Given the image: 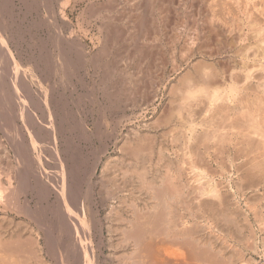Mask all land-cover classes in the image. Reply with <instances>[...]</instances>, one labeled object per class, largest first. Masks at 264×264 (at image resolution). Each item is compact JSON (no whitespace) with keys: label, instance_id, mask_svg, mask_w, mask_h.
I'll return each mask as SVG.
<instances>
[{"label":"bare ground","instance_id":"1","mask_svg":"<svg viewBox=\"0 0 264 264\" xmlns=\"http://www.w3.org/2000/svg\"><path fill=\"white\" fill-rule=\"evenodd\" d=\"M22 1L19 2L24 4L25 2ZM26 2L30 3V1ZM29 3L27 4L29 5ZM88 4L86 8L90 13L89 19L92 18V20L97 22L98 26H100L98 31L100 34L95 38L93 36L94 42L88 38V41H91V44L95 47V51L92 55L90 52L88 53L86 51L89 54L90 65L96 69L101 67L103 71H100H102L103 74H100V76H103L104 79H106L105 77L107 76H111V74L119 72L125 73L126 76L132 64V67H134V69H132L133 71L135 70V73L132 71L134 77L132 81L130 80L129 86L126 84L119 90V92H121L120 95L125 96L124 103H119L117 98L112 103L108 101L110 104H115L114 109L115 107L117 108L118 105L121 106L120 109L123 106V108H129L131 110L135 107L149 105L154 100V97L157 96L160 89L167 87L165 86V80H167L171 74L184 69L179 77L178 74L176 75V81H173V85L169 86L170 82L169 84L166 83L169 87V89L167 88L168 95L170 96L169 101L167 96H165V98L167 97L166 103L169 102L170 106L167 105V107H169L167 114L165 115L164 113L165 117L162 116L163 119H161V126H163V128H161L162 139L166 141V144H162L164 140L161 141L162 143L159 141V145L157 146V143H154L155 147L150 144V149L148 148V150H146V148L143 149V147H138L137 144L134 147L137 146L139 149L132 147L130 152L134 155V160L133 162L131 161L132 163L130 162L131 165H129V167H127L128 165L126 166V164L123 166L127 167L129 173H127V169H122L124 170L122 172V170H120L121 168L119 169V167L122 166L117 167L116 164L112 165L115 163L112 160L114 157L111 156V160L113 161L112 164L106 157L107 162H110L109 166L112 165L110 168H113V171L118 168L123 174V180L121 178L120 181L122 182H119L118 176H120L121 173L119 172L120 174L118 175L115 170L114 172L111 171V174L109 172L110 170L108 171V164H106L108 167L104 165V167H106L105 170L107 169L106 171L111 174L108 173L107 176L110 175L111 177L109 180H111V186L114 187L112 191L117 190L118 192L116 193H122L119 199L117 198L120 200V203L118 200L116 201L119 203L118 205L123 203V206L129 201V203H126V207L128 206L126 209L130 211V214H126L128 211L125 213L126 216L120 214L124 211L118 214L117 211L115 215H110L111 218H113L114 215V219H116L114 222L119 220L117 222V229L119 232L116 234L119 235L120 241L116 236L112 235L119 241L114 240L118 242H115V244L120 243L124 247V254H120L121 256H119L118 253H116L118 258L114 260H117L118 264H223L221 262H225V260H223L221 256L224 251L220 249L223 252L220 253L221 256H219L215 250L219 248L218 245H222L225 249L229 247V241L227 242V239L233 236L228 237L225 235L228 237H226L225 240V238L222 237L224 236V234L221 233L222 231L217 234H213L214 232H212V236L207 235V237L204 236L205 232H203L204 227L210 230H208L209 232L206 234H211L213 230L212 225H215L213 222L209 223L208 217L211 218L210 220L213 219L216 221V223L217 220L219 222L220 219L224 220L227 218L229 221L235 219L232 218L234 215L232 216L231 211V215L228 214L226 205L229 200L227 199L228 202L225 204L224 191L222 192L221 189L227 186L225 185L227 180L223 183L224 185H220V187L219 184L221 181L219 182L217 179H220V177L226 174L231 175L230 172L235 173L234 175L241 173L247 178L253 174L264 175V0H89ZM34 5V8H36L35 11L38 13L37 19H39V21H37V27H40L38 29L41 30L43 24H45L46 21H50V17L46 15L47 10L48 14H52L51 19H58L65 25L69 24L70 26L72 21L69 23L71 19L69 20L67 9L71 10L75 7V0H58V9L56 8V11H54L52 6V0H35ZM41 7L47 8L46 10L44 9V13L46 14L44 15L43 13V16L40 15V11L42 10H40ZM12 8L13 3L11 0H0V264H45L47 260H40L43 258V256H41L42 254H47V256H51L55 262H59L65 255L61 257L63 254L62 251L68 247L72 249V245L76 244V238H73L76 234L75 229L79 228L78 225L86 226L87 223L84 224L85 220L79 219V213H77L78 209L75 211V201L77 200L75 199V182H78V178H75V167H77L76 164L78 162L77 161L75 164L77 160H75V150L77 151V149L74 141L75 101L71 99L70 107L68 106L69 108H66L67 110L63 113L64 116H62L60 109L62 110V102L65 99L58 91L60 80L57 77L58 74H62L68 71L67 68L69 69V67H72L73 58H71L72 56L70 54H72L73 49L71 48H74V44L76 43L75 45H79V48H81L82 44L80 43V45L78 42L74 41L75 39L73 40V28H69L70 31L68 30V35H66L67 33L65 34V39H61L60 41L56 40V50L51 54L52 56H45L43 59L44 56L40 53L41 56L34 53L35 56H38L36 60L22 62L20 55L14 53L16 49L13 51L12 49L14 47L12 48V45L10 47V43H12L10 42V35H12L11 32L15 30L12 27L14 21ZM28 8L30 9V5ZM79 13L82 12L80 11ZM84 15L86 16L85 12ZM44 17H46V19ZM84 19L86 20V18ZM88 22H90V20ZM77 23L78 21L76 25ZM79 23L82 24L80 21ZM18 25H20V23ZM77 26L79 27V24ZM85 26L84 28H86ZM98 26L97 29L99 28ZM94 27L96 28V26ZM28 31L29 29L27 30V34ZM21 32L24 33V31ZM95 32L97 33V31ZM29 36L32 35L29 34ZM18 37L16 38L18 39ZM40 39L41 36L39 40ZM11 41L13 40L11 39ZM38 42L39 41H37V44ZM39 45L41 44L39 43ZM116 45H120V48L122 46L121 51H118V48L116 49ZM26 46H28V44ZM32 46L35 45L32 44ZM50 48L52 47L50 46ZM41 50L43 51V49ZM83 54L86 59L85 51ZM29 59L27 58V60ZM24 60H26V58ZM84 62H86V60ZM50 73L54 77L51 82L49 80ZM131 76H133V74ZM118 77H120V75ZM107 79L105 82L104 80L103 82L100 81L102 82V84H100L101 86L103 85V90L109 97L108 99H110L111 95L109 90H111L110 87L112 84L116 87L117 78L115 82L112 81L115 84H110L108 82L110 85L107 84ZM118 80L119 78L117 79V83ZM120 80L122 81V79ZM117 88L118 85L116 89ZM114 95L115 94H113V96ZM110 104H108V106ZM100 105L98 104V106ZM106 108L109 109L108 107ZM96 112L98 113V110ZM118 112L116 110L117 115ZM122 116L123 114H120L117 120L119 121ZM63 118L67 121V130L69 129L67 141H64L62 138V142H66V152L63 149L65 152L64 154L61 153L59 148V145L62 144L61 134L64 133ZM155 121L154 118L152 123H158ZM158 121L160 123V120ZM106 122L108 126H110V121ZM102 124L104 125V123ZM156 125L158 126V124ZM153 127L151 129H153ZM112 128L113 127H111L110 130L114 129ZM138 131L141 130L138 129ZM105 133H103L104 136H106ZM139 133L140 136L141 134L144 135L142 131ZM152 133L153 132H151V134ZM125 135L126 134H124V136ZM131 135L132 134H130V137ZM152 135L149 137L150 139L155 137V134ZM88 136L86 138H88ZM138 136L136 137L138 138ZM110 137L113 138L112 135ZM132 137H134V135H132ZM144 137L147 138L148 133H145ZM144 137L142 138L144 139ZM134 139H132V142L137 141ZM149 141L151 142V140ZM128 142L129 141H127V144L125 143L127 146H129ZM138 142L139 140L137 143ZM146 143L144 145H146ZM121 144L123 143L121 142ZM119 145L120 143H118L117 148H119ZM129 147H127V150H129ZM140 148L142 150H140ZM119 149L120 152L123 150L121 148ZM127 150L124 151V154L127 153ZM130 152L128 151V153ZM128 153L126 154L127 156L129 155ZM118 156H120V154ZM78 163H80V159ZM82 163L83 162H81V164ZM123 163H126V161ZM114 166H116V168ZM104 167L102 166L103 171ZM86 170L87 169H85V171ZM85 171L83 173H85ZM77 173L76 171V174ZM105 174H107V172ZM107 176H105V179L109 178ZM235 177L237 178V175ZM253 177L254 176H252V178ZM93 178H95V176ZM97 178L98 177H96V179ZM228 178L229 176H227V179ZM240 178L242 179L241 175ZM247 178L246 180L244 179L245 182L243 180L244 183H246L247 180H249V182L252 181L250 178ZM238 179H236V181ZM258 179H260L259 176L255 181ZM83 180L82 176L80 181L83 182ZM86 180L89 179L86 178ZM92 181L94 183V180ZM244 183H242V186ZM86 184H88L87 181ZM254 184H256V182ZM79 185L80 183L77 185V188H80L78 187ZM237 185L238 186L235 185L233 187L242 188L239 187L240 182H237ZM257 185L259 186V184ZM107 186L105 188H108ZM263 186L264 185H262V187ZM245 187L241 190L245 191ZM249 187L252 186L249 185ZM254 187L256 188V185ZM109 188L104 194H110L109 192L112 188ZM229 189L230 187L228 190ZM89 190L91 189L89 188ZM228 190L225 191L226 194H229L227 193ZM237 190H235V192H237ZM241 190L239 189V191ZM127 191L131 194V197L129 196L130 198L126 200L124 195ZM232 193L231 195L229 194L230 199H233L231 198ZM256 194L254 196L257 197ZM259 194H262V192H259ZM237 195L236 193V196ZM242 196L240 195L239 197ZM254 196H251V198H253L251 202L255 200ZM262 196H264V194H262ZM203 198H206V201H202ZM257 198L259 199L260 197ZM243 199L245 200V198ZM260 199L262 200V197ZM66 200L68 202H66ZM138 201H142V203L140 202L142 205ZM247 201H249V199H247ZM255 201H257V199ZM230 203L233 202L230 201ZM230 203L228 205H230ZM255 204L251 205L255 217H258L259 220H261V218L264 219V212L263 216L259 214L260 210H263V205L260 206L261 208L258 209L259 211L257 212V204ZM114 205L118 206L116 204ZM122 205H120V208ZM237 205L238 204L234 206L236 207ZM244 205L247 208L246 204ZM218 206L223 207V209H221L223 213L216 214V210L217 213L221 212ZM109 208L112 207L110 206ZM229 208L232 207L230 206ZM236 208H234L237 211L235 215L237 214L236 216L242 217L244 213H239L238 215V210H240V208H238V210ZM249 209L250 208H248V210ZM247 212L246 210L245 213ZM91 214L89 213L90 218L93 215ZM106 215L108 217V214ZM228 215L231 218H228ZM82 218H85L84 215ZM244 218L247 219L246 215H244ZM256 218H254V221L256 225H259L263 220L256 222ZM204 219H206L205 222L207 221L206 224L203 223ZM75 220L78 221V224L77 222L75 223ZM227 220H225L227 222H224L225 224L229 223ZM109 221H111V219ZM241 221H245V225L244 223L240 224V220L238 221V219L235 221L236 224L234 223L233 225L239 223V225L245 227L248 223L246 222L248 219H241ZM222 224L223 223H220L218 225L221 227ZM249 224H247V226ZM63 225L69 234L67 235L70 236L69 241L72 248L70 245H66L68 242L64 241L66 242L64 243L62 241L61 233ZM92 225H94V223H92ZM260 225L259 228L257 226L259 231L262 230ZM106 226L107 229L109 225ZM226 226L227 225H225V227ZM97 227L95 225L96 229ZM225 227L223 224L224 230ZM223 228L220 229L223 230ZM91 229H93V227H91ZM220 229L218 230L220 231ZM226 229L229 230V232L232 230V228L229 229L227 227ZM250 229L251 224L249 230ZM78 230L76 232H78ZM88 231L90 230L88 229ZM111 231L114 233L117 230L113 231L112 229ZM226 232L225 230V233ZM233 232L234 230L230 233L233 234ZM95 233H97V231ZM230 233L229 235H232ZM235 233L237 234V231ZM238 234L237 238L240 240L235 239V236L233 238L234 240H242L244 243H250L251 237L248 238V240L250 239L248 242L247 236H243L244 232L240 234L238 231ZM249 235L250 234H248V236ZM215 236L217 239L219 238V240L222 238L220 240V243H222L217 244V248L215 247L216 244H213ZM252 237L254 238V236ZM255 238L257 240V236H255ZM79 239H77L78 242H80ZM85 239H87V236ZM219 240H217V242ZM262 240L264 239L262 238ZM86 241L88 240H85L84 245L88 243ZM255 241L251 243L255 245ZM243 242L239 244H243ZM231 243L234 244L232 241L230 244ZM240 246L238 247L241 248ZM247 246L244 248L254 247L255 249L256 245L251 247L249 245ZM75 249L73 248V250ZM83 249L84 251L81 250L84 252L85 261L83 260L84 263L82 262V264H93V258L89 259L85 253L86 249ZM230 249H233V252H230L232 257L234 255V257H243L241 256L240 250L233 247H230ZM121 251L119 249L118 252L122 253ZM76 253L78 254L79 252ZM227 253L224 254L225 258L229 256V254L228 256L226 255ZM116 254L112 255L116 256ZM70 255L73 257L72 254ZM33 256H40V259L39 257L38 260L36 258L33 259ZM218 256L221 257L220 260L222 259L223 261L221 260V262H219V260H217ZM78 257L79 255H77V258ZM232 257L225 263L239 264V261L242 262V259L238 257L236 258L238 262H235L236 259L233 257L234 259L232 260ZM246 259L248 258H245V262H247ZM69 261L72 262V260ZM103 261H105V259ZM249 261L250 260L247 262L248 264H250ZM117 263L113 262V264ZM74 264H78L77 261H75Z\"/></svg>","mask_w":264,"mask_h":264},{"label":"rangeland","instance_id":"2","mask_svg":"<svg viewBox=\"0 0 264 264\" xmlns=\"http://www.w3.org/2000/svg\"><path fill=\"white\" fill-rule=\"evenodd\" d=\"M12 1V3H13V28L17 31V30H20V31H15L14 29V31L13 32H11L12 33V35H10L11 37H10V42H12V43H10V47H11V45H12V50L14 51L15 49V51H14V53H18L19 55H20V58H21V60H22V62H27V61H34V60H36L37 59V57L38 56H44L43 57V59L45 58V56H50L52 53H54L55 52V50H56V40H58V41H60L61 39H65V37H66V35H68V30L70 31V29L69 28H73V30L75 31H73L72 30V35H73V40L74 41H76V42H78V44H80L81 45V48H79L80 46L79 45H75L74 44V48L72 47L71 49H73L72 50V54H70L72 57L71 58H73L72 59V62H73V64L71 65L72 67H69V69L67 68V70L68 71H66V72H63L62 74H58L57 75V77L59 78V80H60V82H59V85H58V88L60 89H58V91H59V93L62 95V96H64L63 98L65 99L63 102H62V110L60 109V111H61V115L62 116H64V111H66L69 107H70V101H71V99H73L74 101H75V138H74V141H75V147H76V149H77V151L75 150V154H76V156H75V164H76V162L78 161L79 162V159H80V163H78L77 162V167H75V178H78V182H75V199H77L75 202V211H77V209H78V211H77V213H79L78 215H79V219H83V220H85L84 221V224L86 223V226H87V228H86V226L85 225H83V226H80V225H78L79 226V228H77V229H75V235L73 236V238H76L75 240H76V244L75 245H72L73 246V248L75 249V247H76V249L77 250H79L80 248L84 251V249L83 248H85L86 249V256H88L89 257V259H92V261L94 262L93 264H113V262L114 263H117V260H114V259H116V258H118V255L119 256H121L122 254H124L123 252V250H124V247L119 243V244H115V242L116 241H114V240H119L120 238L118 237L119 235H117L118 234V229H117V222L119 221H117V222H114V221H116V219H114V215H115V213L117 212V214L119 213V212H122V211H124V212H122V213H120V214H123V215H125L126 216V214H130L129 212L130 211H128V209H126L127 207H126V203H129V201H127L126 203H125V206H123L124 204L123 203H121L120 205H122L121 206V208H120V205H118L119 203H120V200H118L119 199V196H121L122 195V193L120 194V192H119V194L118 193H116V192H118L117 190L115 191H112L113 189H114V187L113 186H111V184L112 183H110L111 182V180H109L111 177H110V175L112 174L111 173V171L112 172H114L115 170V172L119 175L120 173H121V171L120 170H122V169H127V167H129V165H131L130 164V162L132 161L133 162V160H134V155L133 154H131V152H130V150L132 149V147H134L136 144H137V146L138 147H143V149L144 148H146V150H148V148H149V146H150V144H151V146H153V147H155L154 145L156 144V146L157 145H159L158 144V142L160 141V143H162L161 141H163L164 139H162L163 137H162V129L161 128H163V126H161L162 125V120L161 119H163V117H165V115L167 114V111H168V108L169 107H167V105L168 106H170L169 105V102L168 103H166L167 102V97H168V101H169V98H170V96L168 95V92H167V88L169 89V87H168V85L167 84H169V82H170V84H169V86H171V85H173V83L176 81V75L178 74V77H179V75L184 71V69H182V70H180V71H177V72H175V73H173V74H171L170 76H169V78L167 79V80H165V86H167V87H164V88H161L160 89V91L157 93V96H155L154 97V100L152 101V103H150L149 105H146V106H144V107H135L134 109H129V108H123V106H122V108L120 109V107L121 106H117V108L115 107V109H114V105L115 104H110V102L112 103V102H114L115 101V99L117 98L118 100H119V103H124V97L125 96H122V95H120L121 94V92H119V90H121L122 89V87L124 86V85H126V84H128V86H129V84H130V82L133 80V77H134V71H133V69H134V67H132V65H130V68L128 69V71H127V74H126V76H125V73L123 74V72L121 73V72H119V73H121V74H119V73H115V74H111V76H107L108 77V79H107V77H105L106 79H107V84L108 85H110V84H112V83H114L115 82V79L117 78H119V80L120 79H122V81L120 80H118V83H117V79H116V87H117V85H118V88L116 89V87L114 86H112L111 85V87H110V89L111 90H109V92H110V99H108L109 97L105 94V91L103 90V85L101 86V84H102V82H103V80H104V82L106 81V79H104L103 78V76H100V74H103V70H102V68L100 67H98L97 69L96 68H94L92 65H90V62H89V52H90V54L92 55V53H94V51H95V47H94V45H92L91 43L92 42H94L93 41V36H94V38L97 36V35H99L100 34V32H98L99 31V29H100V26H98V24H97V22H95V21H93L92 20V18L91 19H89L90 18V13L87 11V8H86V6H88L89 4V0H75V7L73 8V9H67V14H68V17H69V23L71 22V24H70V26H69V24H67V25H65L62 21H59L58 19H56V20H53V19H51V13H49L48 14V10H47V14L46 13H44L45 11H44V7L42 8H40V15H42L43 16V13H44V15L46 14L48 17H50L49 18V22L48 21H46V23L45 24H43V26L41 27L42 29L40 30V29H38V28H40L39 26L37 27V21H39V19H37L38 18V13H37V11H35L36 10V8H34L35 7V0H24V1H22V0H11ZM17 1H18V3H17ZM19 1H22V2H25L24 4L23 3H21V2H19ZM26 1H30V3L29 2H26ZM77 2V3H76ZM16 3V4H15ZM21 3V4H20ZM27 3H29V5H30V9H32V10H30L29 8H28V4ZM32 3V4H31ZM18 4V5H17ZM87 4V5H86ZM23 5H25V6H22ZM58 0L56 1V0H52V6H53V8H54V11H56L57 9H58ZM19 6H20V8H19ZM32 6H33V8H32ZM57 6V7H56ZM15 7V8H14ZM57 8V9H56ZM21 9V10H20ZM25 9V10H24ZM26 9H28V10H26ZM47 9V8H46ZM45 9V10H46ZM83 11H82V10ZM20 10V11H19ZM23 13H22V12ZM26 11V12H25ZM70 11V12H69ZM82 12V13H79V12ZM16 12H17V14H16ZM84 12H85V14H86V16L84 15ZM19 14H21V15H19ZM24 14V15H23ZM79 15V16H78ZM16 16V17H15ZM85 16V17H84ZM21 17V18H20ZM34 17V18H33ZM86 18V20L84 19V18ZM25 18V19H24ZM30 18V19H29ZM33 18V19H32ZM45 19H46V17H44ZM19 20V21H18ZM23 20V21H22ZM90 20V22H88ZM17 21V22H16ZM36 21V22H35ZM78 21V23H77V25L79 24V27L76 25V22ZM79 21L82 23V24H80L79 23ZM58 22V23H57ZM92 22V23H91ZM20 23V25H18ZM72 23H73V25H72ZM84 23V24H83ZM95 23V24H94ZM24 24V25H23ZM33 24H34V26H33ZM62 24V25H61ZM89 24V25H88ZM16 25V26H15ZM56 25V26H55ZM65 25V26H64ZM82 27H81V26ZM86 25V26H85ZM91 25V26H90ZM34 28H33V27ZM36 26V27H35ZM61 26V27H60ZM73 26H75V27H73ZM84 26L86 27V28H84ZM94 26H96V28L94 27ZM97 26L99 27L98 29H97ZM17 27V28H16ZM25 27V28H24ZM63 27V28H62ZM89 27V28H88ZM22 28V29H21ZM58 28V29H57ZM82 28V29H81ZM85 30H84V29ZM29 29V31H28V34H27V30ZM37 29H38V31H37ZM47 29H49V30H47ZM89 29V30H88ZM40 30V31H39ZM65 30V31H64ZM67 30V31H66ZM21 31H24V33H22ZM34 31H35V34H34ZM49 31V32H48ZM61 31V32H60ZM63 31V32H62ZM88 33H87V32ZM95 31H97V33L95 32ZM15 32V33H14ZM19 32V33H18ZM26 32V33H25ZM68 32V33H67ZM84 34H83V33ZM92 33V35H91V33ZM14 33V34H13ZM38 33V34H37ZM67 33V34H66ZM82 33V34H81ZM29 34L30 35H34L33 37L32 36H29ZM42 34V35H41ZM45 34V35H44ZM52 34V35H51ZM66 34V35H65ZM94 34V35H93ZM26 35V36H25ZM35 35H37V36H35ZM48 35V36H47ZM57 35H59V36H57ZM90 35V36H89ZM18 37V39L16 38V37ZM29 36V37H28ZM40 36H41V39L39 40V38H40ZM88 36V37H87ZM92 36V37H91ZM20 37H22V38H20ZM28 37V38H27ZM32 37V38H31ZM80 37V38H79ZM82 37V38H81ZM92 39H91V38ZM50 38V39H49ZM88 38L92 41H88ZM11 39L13 40V41H11ZM21 39V40H20ZM29 39V40H28ZM79 39H80V41H79ZM19 40V41H18ZM32 40V41H31ZM42 40V41H41ZM50 40V41H49ZM21 41V42H20ZM33 44V45H35V46H32V44L30 43V42ZM37 41H39L38 42V44H37ZM43 41H44V43H46V44H44L43 43ZM28 42V43H27ZM50 42V43H49ZM25 43H26V45L28 44V46H26L25 45ZM39 43L41 44V45H39ZM20 44V45H19ZM50 44V45H49ZM94 44V43H93ZM24 45V46H23ZM43 45V46H42ZM49 45V46H48ZM37 46V47H36ZM40 46V47H39ZM50 46L53 48H50ZM76 46V47H75ZM78 46V47H77ZM84 46V47H83ZM120 45H116V49L118 50V51H121V48H122V46H121V48L119 47ZM18 47H19V49H18ZM24 47V48H23ZM27 47V48H26ZM39 47V48H38ZM79 48V49H78ZM29 49H30V51H29ZM36 49V50H35ZM38 49H39V52H38ZM41 49H43V51L41 50ZM120 49V50H119ZM19 50H21V51H19ZM23 50H24V52H23ZM32 50H33V52H32ZM41 50V51H40ZM50 51V53H49V51ZM27 51V52H26ZM29 51V52H28ZM36 51V52H35ZM53 51V52H52ZM82 51H83V53H84V51H85V54H86V59H85V55L82 53ZM88 53H87V52ZM30 53H32V54H30ZM34 53H36V55H38V56H35V54ZM41 55H40V54ZM46 55H45V54ZM48 53V54H47ZM44 54V55H43ZM75 54V55H74ZM79 54V55H78ZM83 54V55H82ZM90 55V56H91ZM22 56V57H21ZM24 56V57H23ZM32 56V57H31ZM52 56V55H51ZM74 56H76V57H74ZM35 57V58H34ZM78 57H80V58H78ZM26 58V60H24ZM27 58L29 59V60H27ZM76 59V60H75ZM86 60V62H84L85 60ZM88 60V61H87ZM75 61V62H74ZM84 62V64H83V62ZM80 62V63H79ZM76 63H78V64H76ZM82 63V64H81ZM88 63V64H87ZM74 65H77V66H74ZM80 67V68H79ZM83 68V69H82ZM133 68V69H132ZM70 69H73V70H70ZM85 69V70H84ZM95 69V70H94ZM70 70V71H69ZM77 70V71H76ZM100 70H102V71H100ZM131 70V71H130ZM72 71V72H71ZM80 71V72H79ZM84 73H83V72ZM90 71V72H89ZM134 73H133V72ZM74 72V73H73ZM95 72V73H94ZM129 72V73H128ZM67 73V74H66ZM69 73V74H68ZM133 74V76H131L132 74ZM120 75V77H118L119 75ZM130 76H129V75ZM65 75V76H64ZM97 75V76H96ZM122 75V76H121ZM129 77H128V76ZM75 76V77H74ZM99 76V77H98ZM112 76H113V78H112ZM71 77V78H70ZM93 77V78H92ZM98 77V78H97ZM115 77V78H114ZM123 77V78H122ZM128 77V78H127ZM52 78H54L53 76H52V74L50 73V78H49V80H50V82L52 81ZM61 78H63V79H61ZM132 78V79H131ZM175 78V79H174ZM82 79V80H81ZM100 79V80H99ZM110 79V80H109ZM112 79V80H111ZM63 80V81H62ZM68 80V81H67ZM75 80V81H74ZM99 80V81H98ZM131 80V81H130ZM65 81V82H64ZM100 81H102V82H100ZM112 81H114V82H112ZM123 81H124V83H123ZM174 81V82H173ZM110 84H109V83ZM65 83V84H64ZM94 83V84H93ZM101 83V84H100ZM167 83V84H166ZM68 85V86H67ZM70 85V86H69ZM73 85V86H72ZM62 87V88H61ZM96 89V90H95ZM70 90V91H69ZM165 90V91H164ZM67 92V93H66ZM70 92V93H69ZM71 92H72V94H71ZM164 92V93H163ZM167 92V93H166ZM165 93H166V95H165ZM100 94V95H99ZM113 94H115L114 96H113ZM66 96V97H65ZM165 96H167L166 98H165ZM114 99H113V98ZM119 97V98H118ZM129 97H131V96H129ZM68 98H69V100H68ZM103 98V99H102ZM165 98V99H164ZM104 101V103H103V101ZM105 99V100H104ZM123 100V102H122V100ZM156 99V100H155ZM165 100V101H164ZM106 101V102H105ZM108 101H110V102H108ZM68 102V103H67ZM100 102V103H99ZM160 103H162V104H160ZM67 104V105H66ZM98 104L100 105V104H102V105H100V106H98ZM106 104V105H105ZM108 104H110L109 106H108ZM153 106H152V105ZM165 104V105H164ZM66 105V106H65ZM164 105V106H163ZM69 106V107H68ZM104 106V107H103ZM113 106V107H112ZM99 107H101V108H99ZM106 107H108L109 109H107ZM163 107V108H162ZM165 107H166V109H165ZM64 108V109H63ZM67 108V109H66ZM74 108V107H73ZM96 108H97V110H98V113L96 112L97 110H96ZM102 108H104V109H102ZM105 108H106V110H105ZM141 110H140V109ZM120 109V110H119ZM153 109V110H152ZM104 110V111H103ZM111 110V111H110ZM115 110V111H114ZM116 110H117V112H118V115H117V113H116ZM161 110V111H160ZM160 111V112H159ZM101 112V113H100ZM104 112H105V115H104ZM114 112H115V115H114ZM136 112V113H135ZM99 113H100V115H99ZM162 113H163V115H162ZM164 113H165V115H164ZM103 114V115H102ZM120 114H123V116H122V118L118 121L117 119H118V117L120 116ZM132 114V115H131ZM111 115H112V117H111ZM117 115V116H116ZM155 115H157V116H155ZM163 116V117H162ZM112 118V119H111ZM154 118H155V122H158V123H156V124H158V126L155 124V123H152L153 121H154ZM116 119V120H115ZM158 120H160V123H159V121ZM106 121H110L109 122V125L110 126H108V123L106 122ZM104 123V125L102 124V123ZM121 122V123H120ZM151 122V123H150ZM107 123V124H106ZM150 123V124H149ZM95 124V125H94ZM106 124V125H105ZM63 129H64V133H62L61 135H62V137H61V142L64 140H66L67 141V138L69 137L68 135H69V129L67 130V121H66V119L65 118H63ZM113 125V126H112ZM148 125V126H147ZM150 125V126H149ZM154 125H156L155 127H153ZM66 126V127H65ZM98 126H100V127H98ZM105 126V127H104ZM111 127H113L112 129L114 130H110L111 129ZM153 127V129H151ZM108 128V129H107ZM132 128H133V130H134V132H133V130H132ZM155 128H156V131H155ZM81 129V130H80ZM92 129V130H91ZM96 129V130H95ZM108 131H107V130ZM129 129V130H128ZM138 129L139 130H141L143 133H144V135L143 134H141V136H140V133L139 132H141V131H138ZM147 129V130H146ZM151 129V130H150ZM160 131H159V130ZM106 130V131H105ZM149 130V131H148ZM153 130V131H152ZM136 131V132H135ZM138 131V132H137ZM147 131V132H146ZM66 132V133H65ZM89 132V133H88ZM94 132V133H93ZM106 132V133H105ZM108 132V133H107ZM114 132V133H113ZM151 132H153L152 134L154 135L155 134V137H152V139H150L149 137L152 135L151 134ZM157 132V133H156ZM159 132H161V133H159ZM98 133V134H97ZM103 133H105V135L106 136H104V134ZM113 133V134H112ZM132 134V135H134V137H132V135H131V137H130V134ZM135 133H136V135H135ZM145 133L147 134L148 133V137L146 138V137H144L145 136ZM150 133V134H149ZM95 134V135H94ZM97 134V135H96ZM101 134V135H100ZM110 134V135H109ZM124 134H126L125 136H124ZM161 134V135H160ZM64 135V136H63ZM89 135V136H88ZM112 135V137L113 138H111L110 136ZM139 135V136H138ZM143 135V136H142ZM152 135V136H153ZM157 135H160V136H157ZM88 136V138H86ZM92 136V137H91ZM104 136V137H103ZM136 136H138V138L136 137ZM99 137V138H98ZM101 137V138H100ZM129 137V138H128ZM142 137H144V139L142 140L141 138ZM62 138H63V140H62ZM107 138V139H106ZM116 138V139H115ZM122 138V139H121ZM127 138H128V140H127ZM136 139L137 141L139 140V142L137 143V141H133L132 142V139ZM154 138V139H153ZM112 139V140H111ZM130 139H131V141H130ZM134 139V140H135ZM147 139V140H146ZM157 141H156V140ZM160 139V140H159ZM101 140V141H100ZM143 142V144H142V142ZM149 140H151V142L149 141ZM154 140V141H153ZM115 141V142H114ZM116 141H117V143H116ZM123 143V144H121V142ZM127 141H129L130 143H131V145H130V143L128 142V145L130 146H127L126 144H127ZM147 143H146V142ZM156 141V142H155ZM146 143V145H144L145 143ZM153 142V143H152ZM118 143H120V145H119V148H121V149H123L121 152L119 151L120 149L119 148H117L118 147ZM126 143V144H125ZM142 145H141V144ZM149 143V144H148ZM155 143V144H154ZM132 144H134V145H132ZM140 144V145H139ZM162 144H166V141L164 140L163 141V143ZM124 145H126V146H124ZM62 146V147H61ZM66 142H62V144L61 145H59V148H60V151H61V153H65L66 152ZM121 146H123V147H121ZM134 147V148H138V147ZM148 146V147H147ZM126 147V148H125ZM127 147H129L128 149L129 150H127ZM140 148V150H142ZM152 148V147H151ZM65 150V152H64V150ZM139 149V148H138ZM150 149V148H149ZM127 150V153H128V151L130 152V153H128L129 155V157L126 155V154H124L125 152L124 151H126ZM119 152V153H118ZM78 153V154H77ZM84 154V155H83ZM120 154V156H118ZM122 154V155H121ZM79 155V156H78ZM85 156V157H84ZM110 156V157H109ZM114 157L113 159H112V157ZM123 156H126V157H128V158H126V157H123ZM133 156V157H132ZM100 157V158H99ZM106 157H107V160H109L110 162H111V164L113 163V161L115 162V163H113L112 165H117V167H119V166H125V164H126V166L127 167H119V169L118 168H116V166H114L115 168V170L113 171V168L111 169L110 167H112V165L111 166H109L110 164V162L108 163L107 162V160H106ZM109 157V158H108ZM120 159H119V158ZM121 157H123V158H121ZM132 157V158H131ZM113 161H112V160ZM118 159V160H117ZM127 159V160H126ZM81 160H83V161H81ZM87 160V161H86ZM101 160V161H100ZM106 160V161H105ZM126 161V163H123L124 161ZM96 163H95V162ZM98 161V162H97ZM100 161V162H99ZM103 161V162H102ZM121 161V162H120ZM123 161V162H122ZM128 161V162H127ZM81 162H83L82 164H81ZM102 162V163H101ZM118 162V163H117ZM131 162V163H132ZM105 163V164H104ZM122 163H123V165H122ZM129 163V164H128ZM102 164V165H101ZM106 164H108V166H109V168H108V171L111 173H109L108 171H106L105 170V168L106 167H108ZM75 165V166H76ZM81 165H82V167H81ZM95 165H96V167H95ZM104 165L106 166V167H104ZM101 166V167H100ZM102 166L104 167V171H103V168H102ZM81 168V169H79V168ZM78 168V169H77ZM84 170H83V169ZM85 169H87L86 171H85ZM88 169H89V173H88ZM92 169V170H91ZM101 169H102V172H101ZM119 170V171H118ZM128 170V169H127ZM76 171L78 172L77 174H76ZM81 171V172H80ZM85 171V173H83ZM124 170H122V172H123ZM100 172H101V174H100ZM103 172H104V174H103ZM107 172V174H105ZM120 172V173H119ZM80 173H81V175H80ZM89 175H88V174ZM108 173L110 174L109 176H107L108 175ZM127 173H129V170H128V172ZM127 173H125V174H127ZM85 176H84V175ZM87 174V175H86ZM91 174H93V175H91ZM105 175V176H107V177H109L108 179L106 178L105 179V176H103V175ZM230 174L231 175H229V174H226L227 176H229V178L227 179V176L226 175H224V176H222V177H220V179L218 178H216L217 179V181H221V183L219 184V186L220 185H224L223 183L227 180V182L225 183V185H227L225 188L223 187V188H221L222 189V192L224 193V202H225V204H227V199L229 200V202H228V204L230 203V201L231 202H233L234 203V205H236V204H238L236 207L233 205V203H230V205H228L229 207L231 206L232 208H233V206H234V208H236L237 210H238V208H240V210H238V215H239V213H244L243 215H242V217L244 218V215H246V217H247V219H248V221H246V222H248L247 224H251V229L249 230V227H250V224L247 226V224H246V229H245V227L243 226V225H239V223L240 224H243L244 223V225H245V221H241V219L242 220H247L246 218H242L241 216H236L235 215V213L237 212L234 208L232 209V208H229L227 205H226V209L228 208V214H230L231 215V212H232V218H235V219H231L230 221H229V219L227 220V218H225L224 220L223 219H220L219 220V222H218V220H217V223H216V221H214L213 219L212 220H210L211 218L210 217H208V221H209V223L210 222H213V224H215L214 226H215V228H214V226L212 225V227H213V230L211 231V234L209 233V234H206V233H208L210 230L209 229H205L204 227H203V232H205L203 235L205 236V237H207V235L208 236H212V232H214L213 234H217V233H220L221 231V233L222 234H224V236H222V237H224L225 238V240H226V237L228 236V237H232V238H228L227 239V242L229 241V247H226V249H227V251H226V249H225V247H222V245H218L219 246V248L218 249H216L215 250V248H214V250H215V252L217 253V255L219 254V256H221V254L220 253H222L223 251V255L221 256V257H223L222 259L223 260H225V262L227 263V261H229L230 259H231V257H232V255L230 254V252H233L231 249H230V247L232 248H236V249H238V250H240V253L242 254L241 256H243V257H241L240 258V256L238 257V256H236V257H234L235 259L238 257V258H240V259H242V262L241 261H239V264H242V263H247L248 262V260H250L249 261V263L250 264H264V251H263V249H264V240H262V238L264 239V235H262V234H264V219H262L261 218V220H263V221H261V220H259V218L257 217H255V215H254V213H253V210H252V208H251V205L253 204H255L256 202H258V200H259V202L258 203H256L255 205H256V207H257V212L259 211L258 209H260L261 207L260 206H262L263 207V210H260V213L259 214H262V216H263V212H264V196H262V194H264V186L262 187V185H264V180H263V178H264V175H260V174H253L252 176H254L253 178H252V176H250V177H244L241 173L240 174H236L237 175V178L235 177L236 175H234L235 173H231L230 172ZM99 175V176H98ZM100 175H101V177H100ZM233 175V176H232ZM239 175V176H238ZM240 175H241V177H242V179L240 178ZM257 175V176H256ZM83 176V182L82 181H80L81 180V177ZM90 176V177H89ZM95 176V178H93ZM103 176V177H102ZM123 174L121 173L120 174V176H118V180H119V182H122V181H120V179L122 178V180H123ZM125 176V175H124ZM231 176V177H230ZM256 176V177H255ZM258 176H259V178L260 179H258V180H256L255 181V179H257L258 178ZM85 177V178H84ZM96 177H98L97 179H96ZM232 177H234V178H232ZM238 177H239V179H238ZM243 177H244V179L246 180V178L247 179H249L250 178V180H252V181H250L249 182V180H247L246 181V183H244L245 182V180L243 179ZM262 177V178H261ZM86 178L87 179H89V180H86ZM91 178V179H90ZM223 181H222V180ZM236 179H238L237 181H236ZM254 179V180H253ZM92 180H94V183H95V185H94V183H93V181ZM107 180H109V181H107ZM243 180H244V182H243ZM262 180V181H261ZM76 181H77V179H76ZM80 181V182H79ZM86 181H87V183L88 184H86ZM90 183H89V182ZM97 183H96V182ZM106 181V182H105ZM231 181V182H230ZM253 181H255L256 182V184H254V183H252ZM100 182V183H99ZM104 182H105V184H104ZM237 182H240V185H239V187H242V188H244L245 186L246 187H248V188H246L245 187V191L243 190H241L242 188H238V187H233V186H238L237 185ZM248 182V183H247ZM76 183H80V185L78 186V187H80V188H77V185L78 184H76ZM108 183V184H107ZM110 183V184H109ZM228 183V184H227ZM232 183V184H231ZM242 183H244L243 184V186H242ZM249 183H251V184H253L254 186L256 185V188L253 186V185H251V184H249ZM82 184V185H81ZM87 186H86V185ZM230 184V185H229ZM234 184V185H233ZM257 184H259V186L257 185ZM85 185V186H84ZM95 187H94V186ZM101 185V186H100ZM107 185H110V186H107ZM233 185V186H232ZM249 185L250 186H252V187H254V188H252V187H249ZM261 185V186H260ZM92 186V187H91ZM98 188H97V187ZM110 187L109 189H111L110 190V194H108V193H105L104 194V192H106V190L108 189V188H105V187ZM94 187V188H93ZM102 187V188H101ZM221 187V186H220ZM230 187V189L228 190V188ZM233 187V188H232ZM260 187V188H259ZM85 188V189H84ZM89 188L92 190V192H93V195H92V192H91V190H89ZM236 188V189H235ZM237 188H238V190H237ZM258 188V189H257ZM76 189H77V191H76ZM85 191H84V190ZM87 189H88V191H87ZM101 191H100V190ZM223 189H225V190H223ZM237 190V192H235V190ZM239 189L241 190V191H239ZM256 189H257V191H256ZM260 189V190H259ZM226 190H228L227 191V193H229L230 195H231V193H232V196H231V198H233V199H230V195L229 194H226ZM231 190V191H230ZM250 190V191H249ZM80 191V192H79ZM230 191V192H229ZM249 191V192H248ZM257 192V194H256V192ZM99 194H98V193ZM103 192V193H102ZM113 192V193H112ZM254 192H255V194L257 195V197H262V200L259 198H257L256 196H254L255 194H254ZM259 192L261 193L262 192V194H259ZM78 193V194H77ZM81 193V194H80ZM126 194L123 196L126 200L128 199V198H130L131 196V194L127 191V192H125ZM128 193H129V195H128ZM236 193L238 194L237 196H236ZM244 193V194H243ZM84 194V195H83ZM88 194V195H87ZM97 194V195H96ZM102 194V195H101ZM117 194V195H116ZM226 194V195H225ZM242 194H243V196H242ZM77 195V196H76ZM101 195V196H100ZM114 195H116V196H114ZM229 195V196H228ZM242 196V197H239V196ZM259 195V196H258ZM89 198H88V197ZM99 196V197H98ZM114 196V197H113ZM130 196V197H129ZM233 196H235V197H233ZM245 196V197H244ZM251 196H254L255 197V200L257 199V201H255V200H252V202H251V199H253V198H251ZM227 197V198H226ZM240 199H239V198ZM247 197V198H246ZM80 198V199H79ZM111 198V199H110ZM116 198V199H115ZM118 198V199H117ZM243 198H245V200L247 201V199H249V201H245ZM104 199V200H103ZM113 199V200H112ZM115 199V200H114ZM208 199V198H207ZM67 200H68V198H67ZM66 200V202H68ZM92 200V201H91ZM116 200H118L119 201V203H117V201ZM206 201V198H203L202 199V201ZM235 200H236V202H235ZM78 201H79V203H78ZM89 201V202H88ZM101 201V202H100ZM239 201V202H238ZM244 201V202H243ZM92 202H93V204H92ZM104 202V203H103ZM116 202V203H115ZM139 203L141 202L142 203V201H138ZM243 202V203H242ZM246 202V203H245ZM251 202V203H250ZM261 202H263V203H261ZM107 203V204H106ZM116 204V205H118V206H115L114 204ZM140 203V204H141ZM236 203V204H235ZM250 205H248V204ZM244 204H246V206H247V208L245 207V205ZM99 205V206H98ZM103 205V206H102ZM142 205V204H141ZM259 205V206H258ZM112 207V208H109V207ZM115 206V207H114ZM83 207V208H82ZM113 207H114V209H113ZM219 207V206H218ZM218 207H217V209H218ZM96 208H97V210H96ZM116 208H118V209H116ZM220 208V211H221V209H223V207H219ZM245 208H246V210L248 211L247 213H245L246 212V210H245ZM248 208H250L249 210H252V211H249L248 210ZM109 209H111V210H109ZM113 209V210H112ZM122 209H126V210H122ZM224 209H225V206H224ZM242 209V210H241ZM234 210H235V212H234ZM244 210V211H243ZM97 211V212H96ZM108 211V212H107ZM128 211V212H127ZM219 211V210H218ZM231 211V212H230ZM240 211V212H239ZM243 211V212H242ZM94 212V213H93ZM127 212V213H126ZM216 212V214H219V213H223V211H221V212H218L217 213V210L215 211ZM82 213V214H81ZM89 213L92 215L91 216V218H90V215H89ZM110 213V214H109ZM126 213V214H125ZM250 213V214H249ZM254 215H252V214ZM105 214V215H104ZM106 214H108V217H107V215ZM111 214H114L113 215V218H111ZM83 215H84V217L85 218H82L83 217ZM98 215V216H97ZM248 215V216H247ZM82 216V217H81ZM96 219H95V218ZM107 217V218H106ZM228 218H231V217H229V215L227 216ZM236 217H237V219H238V221L240 220V222L239 223H237V225H233L234 223H235V221L237 220L236 219ZM264 217V216H263ZM94 218V219H93ZM103 218V219H102ZM253 218V219H252ZM254 218H256L255 220H257L256 222H259V221H261L260 223H259V225H260V227L262 228V230H261V228H260V230L261 231H259V225L257 224L256 225V223H255V221H254ZM89 219H92V220H89ZM111 219V221H109ZM93 220H95V221H93ZM105 220V221H104ZM107 220V221H106ZM205 220L206 219H204L203 220V223H205L206 224V222H205ZM225 220H227L229 223L228 224H230V225H228V224H225V223H227ZM233 220H234V222H233ZM91 221V222H90ZM93 221V222H92ZM103 221V222H102ZM232 221V222H231ZM77 222V224H78V221L77 220H75V223ZM88 222H89V224H88ZM215 222V223H214ZM225 222V223H224ZM92 223H94V225H92ZM106 223H110V224H106ZM202 223V222H201ZM220 223H223L224 224V227H225V225H227L226 227L227 228H229V229H231L232 228V230H234V232H233V234L232 233H230L232 230H230V232H229V230H227L226 229V227H225V230L227 231L226 233H225V230H224V228H223V224L221 225V227H220V225H218V224H220ZM99 224V225H98ZM212 224V223H211ZM236 224V223H235ZM254 224V225H253ZM95 225H96V227H97V229L95 228ZM102 225H104V226H102ZM106 225H109L108 226V230L106 229ZM115 225H116V227H115ZM204 225V224H203ZM253 225V226H252ZM256 225V226H255ZM89 226H90V228H89ZM110 226H111V229H110ZM217 226V227H216ZM218 226H219V228H218ZM257 226H258V228H257ZM83 227V228H82ZM91 227H93V229H91ZM234 227V228H233ZM220 229V228H223V230H221L220 229V231L218 230V229ZM236 228V229H235ZM243 228V229H242ZM256 228H257V230H256ZM64 229V230H63ZM63 229H62V235H61V238L63 239L62 241L64 242V241H66V242H68L66 245H70L71 243H70V241H69V239H70V236H68L69 234L67 233V231H66V229H65V227H64V225H63ZM79 229V230H78ZM83 229V230H82ZM88 229L90 230V231H88ZM113 229V231H116V232H112L111 230ZM115 229V230H114ZM206 231H205V230ZM214 229H215V231H214ZM78 230V232H76ZM95 230V231H94ZM209 230V231H208ZM219 231V232H217V231ZM240 230H242V231H240ZM247 230V231H246ZM250 232H249V231ZM80 231V232H79ZM83 231V232H82ZM97 231V233H95ZM237 231V234H238V231L240 232V234L241 233H243L244 232V235L243 236H247V240H248V238H250L251 237V240L252 241H255L256 240V238H255V236H257V240L255 241V245H254V243H251L252 241L250 240V243H244L242 240L241 241H237V240H234L233 238H234V236H235V239H239V238H237V236L239 235H237L235 232ZM65 232H66V234H65ZM99 232H100V234H99ZM111 232V233H110ZM224 232V233H223ZM249 232V233H248ZM253 234H252V233ZM263 232V233H262ZM88 233V234H87ZM117 233V234H116ZM229 233L230 234H232V235H229ZM256 233V234H255ZM68 234V235H67ZM94 234V235H93ZM115 234V235H114ZM236 234V235H235ZM246 234V235H245ZM248 234H252L251 236L249 235L248 236ZM66 235V236H65ZM78 235V236H77ZM84 235H85V237L87 236V239H85V237H84ZM91 235V236H90ZM93 235V236H92ZM116 236L117 237V239L115 238V237H113V236ZM225 235H227V236H225ZM64 238H63V237ZM89 236V237H88ZM95 236V237H94ZM99 236V237H98ZM111 236V237H110ZM241 236V235H240ZM252 236H254V238L252 237ZM261 237V240H260V237ZM67 239H66V238ZM81 239H79V238ZM94 237V238H93ZM108 237V238H107ZM90 238V239H89ZM253 238V239H252ZM77 239H79V241L80 242H78V240ZM83 239V240H82ZM93 239V240H92ZM99 239H100V241H99ZM102 239V240H101ZM215 240V242L213 241V244L215 245V247L217 248V244H221L220 243V240L222 239H220L219 240V238L217 239V237L215 236V238H214ZM85 240H88V241H86V242H88V243H86L85 245H86V247H85V245H84V243H85ZM109 240V241H108ZM117 240V241H118ZM217 240H219L218 242H217ZM240 240V239H239ZM247 240H246V242H247ZM249 240H248V242H249ZM95 241V242H94ZM98 241V242H97ZM101 241H102V243H101ZM120 241V240H119ZM118 241V242H119ZM235 242L234 244H230V242ZM263 241V242H262ZM66 242H64V243H66ZM82 242H83V244H82ZM90 242H92V243H90ZM97 242V243H96ZM110 244V246H109V244ZM118 242H116V243H118ZM241 242H243V244H239V243H241ZM96 243V244H95ZM105 243V244H104ZM106 243H107V246H106ZM259 243V244H258ZM262 243V244H261ZM90 244H91V247H90ZM99 244V245H98ZM225 244V243H224ZM249 245L250 247L251 246H255V249H254V247H252V248H247L248 246L247 245ZM253 244V245H252ZM261 244V245H260ZM78 245V246H77ZM95 245V246H94ZM119 245H120V247H119ZM226 245L228 246V244L226 243ZM237 245V246H236ZM240 245H242V246H240ZM259 245V246H258ZM75 246V247H74ZM81 246H84V247H81ZM115 246H117V247H115ZM238 246H240L241 248H239ZM245 246H247L246 248H244ZM263 246V247H262ZM70 247H71V245H70ZM78 247H79V249H78ZM111 247V248H110ZM123 247V248H122ZM243 247V248H242ZM262 247V248H261ZM72 248V247H71ZM73 248L72 249H70L69 247L67 248V249H65L64 251H62L63 252V254L61 255V257L63 256V258H61L60 260L61 261H59V262H55V260L51 257V256H47V254L45 255V254H42L41 256H43V258L42 259H40V256H38L39 257V259L40 260H42V261H44V260H47L46 262H45V264L47 263V264H74L75 263V261H77V263L78 264H82V262L84 263V259H85V255H84V252L80 249L79 251H77L76 249L75 250H73ZM98 248V249H97ZM109 248V249H108ZM118 248V249H117ZM122 248V249H121ZM257 248V249H256ZM95 249V250H94ZM119 249H120V251L122 252V253H119L118 251H119ZM223 250V251H221V250ZM229 249H230V251H229ZM243 249V250H242ZM245 249V250H244ZM247 249V250H246ZM251 249V250H250ZM71 250V251H70ZM111 250V251H110ZM113 250H114V252H113ZM118 250V251H117ZM221 251V252H219V251ZM66 251V252H65ZM74 251H75V253H74ZM90 251V252H89ZM109 251V252H108ZM242 251H245V252H242ZM70 252V253H69ZM73 252V253H72ZM76 252H79L78 254L76 253ZM219 252V253H218ZM227 252H229V253H227ZM116 253H118V255L116 254ZM225 253H227L226 255L228 256V254H229V256L227 257L228 258V260H227V258H225ZM248 253V254H247ZM70 254H72L73 255V257L70 255ZM89 254V255H88ZM95 254H97V255H95ZM102 254V255H101ZM112 254H116V256L115 255H112ZM121 254V255H120ZM233 254V253H232ZM235 254V253H234ZM252 254V255H251ZM67 255V256H66ZM74 255H75V257H74ZM77 255H79V257L77 258ZM81 255H83V256H81ZM92 255V256H91ZM231 255V256H230ZM102 256V257H101ZM115 256V257H114ZM218 256V258H217V260H219V262H221V260H220V258L221 257H219ZM34 257V256H33ZM32 257V258H33ZM38 257H34L33 259H37L38 260ZM68 259H67V258ZM101 257V259L99 260V258ZM106 257V258H105ZM232 257V260L234 259ZM51 258V259H50ZM72 258V259H71ZM74 258H75V260H74ZM77 258V259H76ZM103 258V259H102ZM245 258H248V259H246V261L247 262H245ZM44 259V260H43ZM49 259V260H48ZM65 259V260H64ZM105 259V261H103ZM244 259V260H243ZM254 259V260H253ZM258 259V260H257ZM54 260V261H53ZM69 260H72V262L71 261H69ZM84 260V261H83ZM99 260V261H98ZM114 260V261H113ZM222 260V261H223ZM257 260V261H256ZM53 261V262H52ZM69 261V262H68ZM74 261V262H73ZM96 261V262H95ZM109 261V262H108ZM110 261H111V263H110ZM235 261V260H234ZM66 262V263H65ZM80 262V263H79ZM225 262H221V263H225ZM235 262H238V260L236 259V261ZM92 263V262H91ZM225 263V264H226ZM118 264V263H117ZM236 264H238V263H236ZM248 264V263H247Z\"/></svg>","mask_w":264,"mask_h":264}]
</instances>
